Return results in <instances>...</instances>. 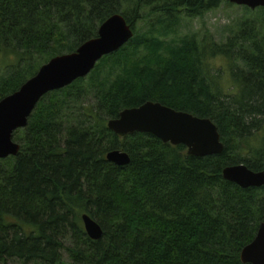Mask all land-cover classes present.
<instances>
[{"label":"trees","instance_id":"obj_1","mask_svg":"<svg viewBox=\"0 0 264 264\" xmlns=\"http://www.w3.org/2000/svg\"><path fill=\"white\" fill-rule=\"evenodd\" d=\"M225 3L0 0V102L52 59L96 39L111 17L123 16L135 33L87 78L44 97L15 133L20 154L0 160V264H67L63 250L69 264H243L264 221V187L243 190L223 171H264V38L246 22L222 45L195 36L167 42L180 16ZM218 57L230 62L231 93L207 78L204 66ZM6 58L16 63L2 68ZM147 102L210 119L223 153L192 157L149 134L122 139L109 130ZM114 150L131 165L108 162ZM85 214L103 228L102 240L86 234Z\"/></svg>","mask_w":264,"mask_h":264},{"label":"water","instance_id":"obj_2","mask_svg":"<svg viewBox=\"0 0 264 264\" xmlns=\"http://www.w3.org/2000/svg\"><path fill=\"white\" fill-rule=\"evenodd\" d=\"M232 5L252 11L264 8V0H229ZM134 30L121 15H115L100 28L98 37L78 49L76 53L52 59L22 88L0 102V160L17 157L21 146L14 135L28 126L29 118L44 97L64 90L76 81L87 78L105 58L126 46L134 38ZM108 128L120 138L134 134H149L164 144L185 146L188 155L197 158L221 155L224 144L217 126L210 119H201L192 114L179 112L160 103L147 102L128 109ZM108 162L120 167L131 165V157L122 150L107 154ZM223 178L243 190L264 187V171L253 172L245 165L227 167ZM88 237L100 241L104 230L89 215L82 217ZM243 264H264V221L254 241L241 253Z\"/></svg>","mask_w":264,"mask_h":264},{"label":"rangeland","instance_id":"obj_3","mask_svg":"<svg viewBox=\"0 0 264 264\" xmlns=\"http://www.w3.org/2000/svg\"><path fill=\"white\" fill-rule=\"evenodd\" d=\"M180 24L174 28L175 34H171L167 39V42L179 43L184 38H191L195 36L200 43H204L207 39L212 38L215 42L222 45L227 43L229 38L239 32L241 26L248 22V26H253L254 30L260 35V38H264V12L261 10L252 11L245 7H239L232 5L229 0L223 4L219 9L209 12L206 15L195 18L186 19L183 16ZM147 28L146 25H141L139 29L144 32ZM2 68H6L14 63L15 60L6 58L2 60ZM208 66L205 65V71L207 78L211 79L216 86L225 88L227 93L233 92V81L230 75L232 69L230 68V62L223 57L210 58L207 61ZM219 78V80H217ZM15 136V135H14ZM262 137V136H261ZM260 136L253 143L254 147H260L262 141ZM16 142V140L14 139ZM19 144V143H18ZM7 160V159H6ZM73 242L67 240L65 243L66 248L72 247ZM64 261L69 264L71 258L67 250L62 251ZM11 264H22L20 262H12ZM33 264V263H30Z\"/></svg>","mask_w":264,"mask_h":264}]
</instances>
